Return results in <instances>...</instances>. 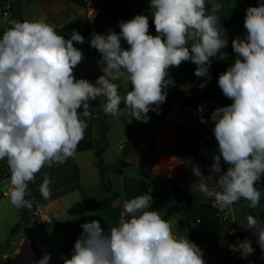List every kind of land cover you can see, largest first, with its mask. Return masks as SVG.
Instances as JSON below:
<instances>
[{
  "label": "clouds",
  "instance_id": "9594fccd",
  "mask_svg": "<svg viewBox=\"0 0 264 264\" xmlns=\"http://www.w3.org/2000/svg\"><path fill=\"white\" fill-rule=\"evenodd\" d=\"M149 7L156 35L149 33V17L137 14L120 21L118 33L109 29L92 36L89 43L100 54L97 63L103 73L94 84L75 76L84 57L73 42H85L77 30L65 39L47 17L20 21L5 14L7 27L0 35V161H6L10 172L6 195L13 207L31 210L29 183L45 166L75 157L92 116L91 101L102 98L99 107L112 118L127 115L147 123L150 111L160 114L167 89L174 85L171 68L191 62L194 75L204 78L198 87L207 86L212 58L225 57L222 49L228 46L219 16L223 4L150 0ZM243 26L245 32L231 41L234 61L217 80L231 103L214 108L207 121L214 124L217 142L209 175L192 165L194 187L206 201L229 212L242 199L255 209L262 196L256 185L264 177V0L245 10ZM121 83L131 90L121 94ZM200 122L206 123L202 116ZM49 183L45 177L39 187L45 200L51 196ZM152 204L150 193L141 194L123 201L115 226L105 230L98 220L82 224L70 258L61 257L63 264H206L202 249L174 234L173 222ZM240 224L257 237L264 252V221L248 214ZM232 247L245 259L255 251L247 237ZM50 260L44 254L34 264Z\"/></svg>",
  "mask_w": 264,
  "mask_h": 264
},
{
  "label": "crops",
  "instance_id": "0c3cea01",
  "mask_svg": "<svg viewBox=\"0 0 264 264\" xmlns=\"http://www.w3.org/2000/svg\"><path fill=\"white\" fill-rule=\"evenodd\" d=\"M106 1L108 2L106 4L108 14L118 22L130 20L136 14V10L131 9V7L120 6L118 8L119 5L112 3L115 0ZM145 1L147 0H143V2ZM249 1L247 6L239 2L234 3L233 0H229V2L218 1L223 4L219 15L233 23L231 27L225 28L227 29L228 46L222 49V52L226 54L222 59L229 56L235 57L231 41L232 38L245 32L243 24L245 10L250 6ZM258 1L262 2V0ZM148 2L150 3V0ZM15 7L20 10L17 20L34 21L42 16L47 17V22L51 23L65 39L69 38L73 29L80 34L85 33V42L77 46L83 52L84 58L74 69L75 76L77 79L84 78L94 84L96 79L103 74L97 63L101 59L100 54L90 46L89 42L94 34H106L112 28L100 25L98 22H93L87 18L90 10L88 0H25L16 4ZM207 7L210 9V2L207 3ZM143 11L145 13V10ZM149 21H152V15L149 17ZM149 33L156 35V31L152 28H149ZM216 59L219 60H215L217 62L212 60V64H217L222 60L219 56ZM187 63L188 66L182 63L176 69L188 74L189 81H184L180 77L170 74L174 78V85L167 89L166 102L160 105L159 115L154 111H150L148 113L150 119L147 123L131 118L128 125L124 123L123 118H120L121 122L123 121V124H125L126 129L123 127L125 134L117 141V149L115 148L114 155L109 158L110 155L106 153L104 156L105 159L106 157L109 159L105 166L115 165L119 161L126 162L129 165L124 169L123 174L108 171L105 175L106 181H113V191L120 196L115 202L116 206L123 207L124 200H130L141 194L150 193L153 197H161L167 190L158 187V180L165 179L174 184H179L183 174L196 178L193 175L192 165L198 164L202 170L206 166L202 164L203 159L209 158L212 160V154L214 153L211 145L212 140L205 132L194 127L188 119L182 116L183 107L194 105L202 99L201 89L198 85L204 82V78H198L194 75L196 66L190 65L191 62ZM214 79L217 78L211 76V80L203 89L206 98L211 102L221 103L224 106L230 104L231 102L222 96V92ZM129 90H131L130 85ZM99 104V100L90 102L92 116L88 119L84 139L78 144L75 157L69 158L63 164L55 165L56 170L54 172H42L39 177L35 178L34 182L29 183L31 195H34L33 197L36 199L34 204L38 202L44 212L49 207L63 209L65 206H68V208L81 206L84 200H80L85 195L86 200H88L87 204L89 203L94 211L95 204L102 198L111 199V196L105 192L100 170L95 165L96 151L99 150L98 146L106 141L104 137L106 133L108 134L111 131V126L102 121V117L109 119L110 116L104 114ZM109 147L110 144L107 143L105 149L109 150ZM0 165V187L3 185L8 186L10 172L7 163L6 161H0ZM44 168H47V166ZM140 173H142L141 176ZM45 177L50 180L49 188L51 190V196L47 200L43 197L40 199L35 195V192H39V187ZM97 189L99 192L96 194L95 190ZM261 192H264V190H261ZM101 193L104 195L101 196ZM74 196H77L76 200L78 202L73 205L71 197ZM204 203H206L204 198L197 200L194 204L183 207L181 214H176L172 218L179 215L186 217L188 222H191L194 217L200 218V208ZM162 208L164 209L163 206ZM22 211L21 209L20 215L25 220ZM214 212L216 211L214 210ZM45 213L53 218L50 213ZM203 223L202 220L201 225ZM33 224V220H30L27 229L33 228ZM221 227L219 222V226L215 230L206 229L202 233L218 237L222 232ZM42 232V230L38 231V233ZM189 237L196 245L203 239L200 234L198 235L195 232L190 233Z\"/></svg>",
  "mask_w": 264,
  "mask_h": 264
},
{
  "label": "rangeland",
  "instance_id": "374dc122",
  "mask_svg": "<svg viewBox=\"0 0 264 264\" xmlns=\"http://www.w3.org/2000/svg\"><path fill=\"white\" fill-rule=\"evenodd\" d=\"M101 1H104L106 4L108 3L106 0ZM233 1L234 3L239 2L247 6L249 0ZM112 3H116L117 5H119L118 8H120V6L126 8L131 7V9L136 10V14L134 15L139 14L148 17L151 16V10L149 7L148 0L145 2H143V0H115ZM12 10L10 9L8 11V19H18V15L20 13L19 8L15 7L14 10ZM143 10H145V13ZM104 11L108 14L107 7L104 8ZM90 12L91 9L88 11L87 18L93 22H98L100 25L102 24L104 26V16L96 15ZM4 18L5 16L3 15V8L0 6V35L3 34V30L7 26L3 23ZM113 20L116 21V19ZM116 22L119 23L118 21ZM106 27L111 28L108 25H106ZM218 56L212 59L213 62L215 60H219L216 59L218 58ZM217 80L218 79H214V82L217 83ZM127 90H129L127 85L121 83V94H124ZM222 96L224 97L223 94ZM226 100L231 102L227 98ZM99 101L100 103H102L103 99L101 98V100ZM122 118L126 125L130 124V116L125 115ZM102 121H104V123L106 124L108 123L111 126V131L110 133H108L109 135L106 133L104 137L106 138V141L104 139L105 142L100 143L98 146V149L100 150L102 145H106L107 143L110 144L109 150H101L102 161L105 165L108 163L109 159H107V157L105 159L104 156L106 153L110 155L109 158L114 155L117 149V141L120 140L125 134V130L123 129V127L125 128V124H123V121L121 122L120 119H115L112 117H109V119H107L106 117H102ZM211 145L215 149V145L213 142L211 143ZM202 162V164L206 165L202 169V172L205 176H208L209 173L207 171V168L211 166L213 160L205 158ZM221 165L223 170L226 171L227 165L224 164L223 160H221ZM55 170V164L51 167L47 166V168H42L41 171L36 175V177H39L42 172L48 171L51 173ZM141 175L142 173H140V176ZM196 179L197 178H193L190 175L183 174V177L179 181V184H174L170 180L165 179L158 180V187H160L162 190L166 189L167 191L163 194V196L161 195V197L152 196V209L158 210L163 218L165 215V209H163L162 206H174L180 202L182 196H192L195 197L197 200H202V194L196 189V187H194ZM108 181H110L111 185H113L112 180H107V182ZM209 184L212 187H216L214 181L210 180ZM7 189V185H3L2 187H0V264H34V261H38L44 254L51 255V260L49 264H63V260L61 259V257L63 256L70 258L74 242L82 232V224L90 222L92 220H98L100 221L101 226L105 228V230H107L109 227L115 226L118 223L119 213L121 212V210H123V207H121L120 205L116 207L115 205L112 206L110 204L107 208L102 210L103 212H95L93 208L91 209L89 203L87 204L88 200H86L87 198L85 195L80 200H84V203H82L81 206H76L74 208H68V206H65L63 209L49 207L45 209V212H47L48 214L50 213L53 216L54 222L53 224L44 227L42 229V233H38V231L40 230L36 229L38 230L36 231L33 229H35V227L39 225H32L33 228L27 229L28 222L30 223V220H32V211L36 206L34 204L36 201V199L33 197L34 195L26 197V199L33 200L34 203L31 210H28L27 208L22 209V215L23 217H25V220H23L20 215L21 209L13 207L9 201V198L3 196V192L7 191ZM29 191L31 193L30 188ZM98 192V189L95 190L96 194ZM261 193V197L264 198V192ZM102 195L104 194L101 193V196ZM76 199L77 196L71 197V202L73 205L78 202ZM102 200H104V198H102ZM213 209L214 206L212 201L211 203L206 202L201 206L199 217L203 220V225H199L196 223L195 220L197 217H194L191 222H188L186 220V217H181L179 215L175 216V218H172L170 220L173 222L174 234L179 236H185L190 239V233L195 232L198 235L200 234L201 238H204L205 233L202 232H205L206 229L210 231L215 230L216 228H218L219 222L221 221V219L218 218L216 212H214V210L217 211V209ZM233 209L237 220L241 222L244 221L246 215L264 210V199L263 201H260V204L254 209V211H250L249 208H247V206H245L242 202H237L236 204H234ZM221 228L222 232L220 233V242L221 245L226 246L228 240L227 228ZM24 235L26 236L23 237ZM256 239L257 237L254 235V243L259 251V253L254 256V259L257 261L258 264H264V252L260 250L258 244L256 243Z\"/></svg>",
  "mask_w": 264,
  "mask_h": 264
},
{
  "label": "built area",
  "instance_id": "2783aa9c",
  "mask_svg": "<svg viewBox=\"0 0 264 264\" xmlns=\"http://www.w3.org/2000/svg\"><path fill=\"white\" fill-rule=\"evenodd\" d=\"M25 0H0V6L3 8V15L7 14L9 16V10L14 7L15 4H19ZM88 5L91 9L90 13L96 14V15H103L105 19V24L110 26L112 29H114L117 33L120 31L119 26L116 21H114L105 11L104 8L107 7L106 3L101 0H88ZM104 24V26H106ZM122 46L127 48L126 42L122 41ZM170 74L176 75L183 79L184 81H189L188 74L183 73L182 71L171 68ZM209 83V82H208ZM207 83V84H208ZM202 99L198 101L196 104L191 106H185L182 108V116L190 121L194 127H197L201 131L205 132L207 136L212 140V142L215 145V149L213 148V151H217V142L214 138V135L211 131V129L214 127V124L211 122H207L210 117L211 111L220 106H224L221 103H214L211 102L206 98V93L203 89L200 90ZM203 108V112L198 111V108ZM201 116L206 121V123H201ZM7 191L3 192L4 197H8L6 195ZM263 198L261 197V201ZM36 206L34 207L32 211V220L33 225H50L53 224L54 220L50 215H47L42 206L36 202ZM214 206V202H213ZM214 209H217V214L219 218L221 219L220 224L224 228H227V235L228 240L226 246H222L221 250H215L213 248L212 243L208 242L206 239H202L198 246L202 249L204 253V259L206 261V264H258L257 261L254 259V256L259 253L258 249L255 246L254 243V235L249 232L248 230H245L243 226L240 224L237 220V217L235 215V212H229L228 210H221L218 207L214 206ZM233 215L235 216V222L232 221ZM196 223L200 221L199 225L202 224V220L200 218H196ZM248 238L252 241V247L255 249L254 253L249 255L246 259L242 258L240 253L238 251L233 250V245H235L238 241H242L245 238Z\"/></svg>",
  "mask_w": 264,
  "mask_h": 264
},
{
  "label": "trees",
  "instance_id": "16d2710c",
  "mask_svg": "<svg viewBox=\"0 0 264 264\" xmlns=\"http://www.w3.org/2000/svg\"><path fill=\"white\" fill-rule=\"evenodd\" d=\"M218 1H224V2H229V0H218ZM259 3L258 0H250L249 1V5L250 6H256ZM220 16V15H219ZM221 20L220 23L223 25L224 28H228L231 27L233 25V23L225 18H223L222 16H220ZM149 28H152L155 30V26L153 21H149ZM85 33H82L81 35L84 37ZM74 46L77 47L79 46V43L73 42ZM234 56H229L226 57L222 60H220L217 64H212L209 68V72L211 74L212 77L217 78L218 76L226 71V69L230 66V64L234 61ZM183 64L185 66H188L187 62H183ZM192 66H196L193 63H189ZM124 106L121 105V108H123ZM95 165L99 168L100 170V174L102 177V184L104 186L105 192L111 196V199H104V200H100L95 204V211H102L105 208H107L110 204L113 206L115 205V202L118 200V198L120 197L118 193L113 191L112 185L110 183V181H106L105 180V175L106 172L111 171L112 173H116V174H123L124 169L126 167H128V163L126 162H122L119 161L117 162L115 165L112 166H106L104 165L103 161H102V151L101 150H97L96 151V161H95ZM258 187V189L264 190V178L262 177L261 181L256 185ZM35 195L37 197H39L40 199L42 198L41 194L39 192H35ZM197 201V199L195 197L189 196V197H181V201L179 203H177L174 206H168V207H164L165 209V215L163 217V219L165 220H170L174 215L176 214H181V209L187 205L190 204H194ZM239 202H242L245 206L247 205V202L244 201L243 199L240 200ZM116 206V205H115ZM117 207V206H116ZM249 208V207H247ZM250 211H254V209L249 208ZM251 215H254L256 217H258L259 219H261L262 221H264V210L263 211H257L255 213H250ZM47 225H40L37 229L42 230L44 227H46ZM204 239H206L208 242L212 243L214 251L215 250H221L222 246L221 242H220V236L218 237H212L210 234H205L204 235Z\"/></svg>",
  "mask_w": 264,
  "mask_h": 264
},
{
  "label": "water",
  "instance_id": "95a60500",
  "mask_svg": "<svg viewBox=\"0 0 264 264\" xmlns=\"http://www.w3.org/2000/svg\"><path fill=\"white\" fill-rule=\"evenodd\" d=\"M105 146L106 145H102L101 148H100V150L105 149ZM204 202L211 203V201H206L205 199H204Z\"/></svg>",
  "mask_w": 264,
  "mask_h": 264
},
{
  "label": "bare ground",
  "instance_id": "6f19581e",
  "mask_svg": "<svg viewBox=\"0 0 264 264\" xmlns=\"http://www.w3.org/2000/svg\"><path fill=\"white\" fill-rule=\"evenodd\" d=\"M162 171H163V170H162ZM162 171H161V172H162Z\"/></svg>",
  "mask_w": 264,
  "mask_h": 264
}]
</instances>
